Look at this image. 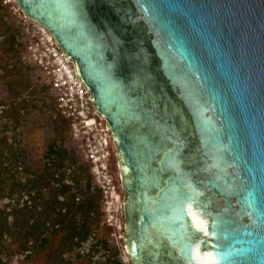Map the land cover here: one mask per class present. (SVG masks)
I'll return each mask as SVG.
<instances>
[{
  "label": "water",
  "instance_id": "1",
  "mask_svg": "<svg viewBox=\"0 0 264 264\" xmlns=\"http://www.w3.org/2000/svg\"><path fill=\"white\" fill-rule=\"evenodd\" d=\"M14 1L107 118L132 262L264 264V0Z\"/></svg>",
  "mask_w": 264,
  "mask_h": 264
},
{
  "label": "rangeland",
  "instance_id": "2",
  "mask_svg": "<svg viewBox=\"0 0 264 264\" xmlns=\"http://www.w3.org/2000/svg\"><path fill=\"white\" fill-rule=\"evenodd\" d=\"M0 1L8 6L6 8L7 11H2V17H0V113L8 107L13 99L27 97L28 103H30V106L20 110L18 121L15 122L8 117L2 120L8 126L6 131H0V135L4 137L2 143L4 150H2L3 157L1 159L4 161L3 165L7 166L13 154L12 148L18 150L21 161L19 168L21 172L18 179L23 184H27L31 176L33 177L34 175L35 179L38 180L35 187H40L41 189V191H38L35 188L30 194L23 185L21 189L18 188L13 194L12 199L6 197L1 201L0 205L18 203L22 207L25 204L34 202L35 197L44 196V199L51 198L53 194L51 192H54L56 188L63 184L74 186L77 178L81 179V186L84 189H87V185L90 184V190L98 192L99 203V217L98 221L93 225V232L85 239L76 237L74 245L63 250L62 257L65 263L60 262L57 255V251L60 250L59 244L62 235V232H60L57 236L46 233L48 246L45 248L38 247V250L35 253L33 252L29 259H25L26 252H19L8 261V264H104L108 256L114 254L116 248L119 250V257L121 256L124 264H134L125 246V218L121 217V212L118 209L117 212H113L115 214V218L112 220L113 224L110 225L106 221L103 212V193L92 173L91 165L81 142L71 135L68 121L61 116L56 108L54 95L50 87L45 89V91L41 90L42 84L48 83L44 73L38 67L30 69L27 66L30 64L24 58L22 45V31L25 23L22 20L24 13L18 8L15 1L11 0L9 3H4L3 0ZM5 22L11 23L13 28L17 29L16 38L21 43L17 46V53L15 54L20 62L17 65L18 67H20L19 65L26 67V69L23 67L21 71L22 76H16V71L14 73L11 70L14 68L13 65L16 61L12 58L14 54L6 51L8 44L5 43ZM28 88L34 91L33 95L29 94ZM54 120H57V123ZM53 143L60 145L66 153L63 162L64 166L53 165V162H50L47 158L50 145ZM116 158L117 156L111 158L109 168L114 175L113 182L119 188L120 184L116 180L115 174L117 170L120 172V168L116 165ZM79 166H85L87 171L80 170ZM54 173L55 175H53ZM52 175L59 181L60 179L63 180L59 183L57 180L49 185H44L47 181H54ZM5 181H7L6 186L9 189V179ZM74 191H76V188L66 190L60 193L58 198L66 200ZM78 198H81L80 194H78ZM36 203H38L37 212H40L43 208L42 204H40L41 199H36ZM36 216H39V214L37 213ZM53 216L54 213L49 218L51 219ZM49 231L51 232L52 230L49 229ZM103 241L107 242V249L104 247Z\"/></svg>",
  "mask_w": 264,
  "mask_h": 264
},
{
  "label": "trees",
  "instance_id": "3",
  "mask_svg": "<svg viewBox=\"0 0 264 264\" xmlns=\"http://www.w3.org/2000/svg\"><path fill=\"white\" fill-rule=\"evenodd\" d=\"M6 8H8V6L0 1V17H2V11H7ZM4 26H6L5 43L8 44L6 51L7 53H13L14 57L12 58L16 61L13 65L14 68L11 70L14 71V73L16 71V76H22L21 71L25 66L19 65L20 67H18L17 64L19 60L16 58L17 56H15L17 53V46L21 44L16 38L17 29L13 28L12 24L9 22H5ZM27 66L30 69L36 67L33 64ZM47 88H49L48 83L42 84V91H45ZM28 89L29 94L33 95L34 91H31V88ZM29 104L27 97L13 99L8 107L0 113V131L3 132L7 130L8 124L6 125L2 121L4 118L8 117L12 118L11 120L15 122L18 121L20 110L30 106ZM54 122L57 123V120H54ZM3 141L4 137L0 135V203L6 197L12 199L13 194L18 188L21 189L23 185L30 194L35 188L41 191L40 187H35L38 180L35 179L34 175L33 177L31 176L27 184H23L20 179H18L21 172L19 170L21 161L19 158L20 152L18 150L12 148L13 154L10 163L7 166L3 165L4 161L1 159L3 157L2 150H4L2 147ZM65 154L66 153L62 150L60 145L53 143L50 145L47 158L50 162H53V165L61 167L64 166ZM79 167L80 170L87 171L85 166ZM53 175H55V173ZM53 175L52 178L54 181H47L44 185H49L51 182H56L58 180L55 179ZM4 179H9V189H7V181ZM62 180L63 179H60V181ZM60 181L58 180V183ZM80 181L81 179L77 178L74 186L67 184L60 185L54 192H51L53 193L51 198L44 199V196H40L39 198L35 197V200L33 199L34 202L25 204L22 207H20L18 203H6L4 206L0 205V264H8V261L19 252H26L25 259H29L31 254L38 250V247L45 248L48 246V237L45 235L46 233L57 236L60 232H62V235L59 244L60 250L57 251V255L60 262L65 263L62 257L63 250L73 246L76 237L87 238L93 232V225L98 221L99 217L98 192L91 191L90 184L87 185V189H84ZM72 188H76V191L72 192L66 200H60L58 198L60 193ZM78 194L81 195V198H78ZM36 199H41L40 204H42L43 208L40 212H37L38 203H36ZM8 206L11 208L9 209ZM37 213L39 216H36ZM52 213H54V216L50 219L49 217ZM49 229L52 231L50 232ZM103 243L104 247L107 249V242L103 241ZM104 264H124L121 256L119 257V250L117 248L114 254L108 256Z\"/></svg>",
  "mask_w": 264,
  "mask_h": 264
},
{
  "label": "built area",
  "instance_id": "4",
  "mask_svg": "<svg viewBox=\"0 0 264 264\" xmlns=\"http://www.w3.org/2000/svg\"><path fill=\"white\" fill-rule=\"evenodd\" d=\"M3 1L11 2V0ZM23 15L24 58L44 73L54 95L57 110L68 121L71 135L81 142L92 173L103 193L104 216L108 224L112 225V220L115 218L113 212H117L118 209L121 217L126 218L125 190L120 172L117 171L115 174L120 184L118 188L113 182L114 175L109 168L110 160L113 156H117V151L116 144L107 129V118L96 111L95 104L91 100V91L80 81L74 61L65 57L64 51L52 34Z\"/></svg>",
  "mask_w": 264,
  "mask_h": 264
},
{
  "label": "flooded vegetation",
  "instance_id": "5",
  "mask_svg": "<svg viewBox=\"0 0 264 264\" xmlns=\"http://www.w3.org/2000/svg\"><path fill=\"white\" fill-rule=\"evenodd\" d=\"M116 145H117V147H119L118 146V144L116 143ZM115 161H117L116 162V165H118V167L120 168V175H121V178H122V181H123V185H124V175H123V172H122V165H121V159H120V156H119V153H118V155H117V158H116V160ZM118 171V170H117ZM124 188H125V192H124V196H125V216H126V222H125V230L127 229V221H128V212H127V208H126V198H127V194H128V190H127V188L125 187V185H124ZM126 235H127V231H126ZM134 263V262H133ZM134 264H136V263H134Z\"/></svg>",
  "mask_w": 264,
  "mask_h": 264
},
{
  "label": "snow or ice",
  "instance_id": "6",
  "mask_svg": "<svg viewBox=\"0 0 264 264\" xmlns=\"http://www.w3.org/2000/svg\"><path fill=\"white\" fill-rule=\"evenodd\" d=\"M209 264H211V261H209Z\"/></svg>",
  "mask_w": 264,
  "mask_h": 264
}]
</instances>
